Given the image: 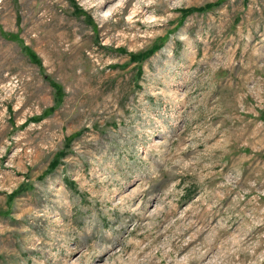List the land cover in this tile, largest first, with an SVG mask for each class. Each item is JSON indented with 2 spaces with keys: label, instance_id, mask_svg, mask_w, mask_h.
Returning <instances> with one entry per match:
<instances>
[{
  "label": "rangeland",
  "instance_id": "rangeland-1",
  "mask_svg": "<svg viewBox=\"0 0 264 264\" xmlns=\"http://www.w3.org/2000/svg\"><path fill=\"white\" fill-rule=\"evenodd\" d=\"M0 264H264V0H0Z\"/></svg>",
  "mask_w": 264,
  "mask_h": 264
},
{
  "label": "trees",
  "instance_id": "trees-1",
  "mask_svg": "<svg viewBox=\"0 0 264 264\" xmlns=\"http://www.w3.org/2000/svg\"><path fill=\"white\" fill-rule=\"evenodd\" d=\"M151 50H148V51H146V52H143L142 54H144V53H147V52H150Z\"/></svg>",
  "mask_w": 264,
  "mask_h": 264
}]
</instances>
